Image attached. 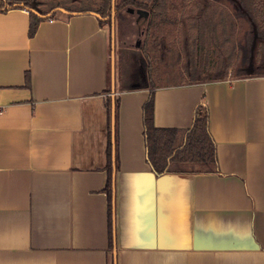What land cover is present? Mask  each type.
Masks as SVG:
<instances>
[{
  "label": "crops",
  "instance_id": "0c3cea01",
  "mask_svg": "<svg viewBox=\"0 0 264 264\" xmlns=\"http://www.w3.org/2000/svg\"><path fill=\"white\" fill-rule=\"evenodd\" d=\"M135 16L59 10L30 36L29 10L0 11V264H264V73L154 87L157 127L208 107L218 160L156 174L150 87L121 88L114 68Z\"/></svg>",
  "mask_w": 264,
  "mask_h": 264
},
{
  "label": "trees",
  "instance_id": "16d2710c",
  "mask_svg": "<svg viewBox=\"0 0 264 264\" xmlns=\"http://www.w3.org/2000/svg\"><path fill=\"white\" fill-rule=\"evenodd\" d=\"M94 5L87 4L79 9L80 12H97L101 23L111 24L115 15L122 17V12L127 8L147 11L146 32L141 53L149 58L150 62L156 65L160 61L165 62V71L172 77H179L173 83H187L195 81L225 79L228 71L236 77H241L245 72L246 66L250 64L244 44L240 42L236 34V19L227 7L220 6L216 0L210 3L214 9L209 15V26L212 24L213 15L217 24L226 18L227 26L219 34L222 38L216 46L213 55H207L206 60L199 55L192 59L186 68L180 66L182 53L178 47L181 37L180 19L183 14L177 16V10L197 8V3L186 6L191 0H92ZM233 1V0H232ZM251 11L254 16L264 22V0H249ZM230 2V0H229ZM41 0H0V11L11 8H25L30 12L29 35L32 36L37 30L39 22L48 18L59 11L60 4H54L48 9L40 7ZM36 9L43 15L32 11ZM70 10V8H66ZM199 15L187 17L193 19L192 27L199 18L203 17L208 11V6H200ZM194 13V11H193ZM236 22V23H235ZM195 42V41H194ZM241 43V44H240ZM195 45V44H194ZM197 51L202 47L196 45ZM163 56V57H162ZM164 56L166 60H164ZM218 71L220 75L213 78L199 77L201 71ZM244 71V72H243ZM159 69L151 70L147 74L150 85L138 83L140 87H150V93L143 104V125L144 138L146 145V158L156 174L169 172H216L218 170V160L216 154V144L209 129V110L205 104H199L195 111L192 125L186 129L162 128L154 123V83L155 78H159ZM26 85H29V72L25 75ZM136 86V81L131 84H121V88H132ZM109 201V220L112 226L114 185L112 173L109 174L106 186Z\"/></svg>",
  "mask_w": 264,
  "mask_h": 264
},
{
  "label": "rangeland",
  "instance_id": "374dc122",
  "mask_svg": "<svg viewBox=\"0 0 264 264\" xmlns=\"http://www.w3.org/2000/svg\"><path fill=\"white\" fill-rule=\"evenodd\" d=\"M212 0H191L187 3L186 6L190 4L197 3L199 7L192 8V10L184 9L177 10V16L183 14V18L180 19L181 24V37L178 41V47L182 53V58L180 60V66L187 69L192 59H194L197 54L203 60H206L207 55H213L216 50V46L220 39L222 38L219 34L227 26V20L223 22L219 21L215 23L216 16L213 15V20H211V26H209L207 18L209 15H212L210 3ZM220 6H225L227 9L233 13V17L236 19V34L240 39V42L244 44L247 57L250 60V64L246 66L245 72L243 74H257L264 73V22H261L260 19L253 14L254 11H251L249 0H216ZM205 3L208 6V11L201 19L197 20L192 27L191 21L194 18L188 20L187 17H192L199 15L200 6H205ZM54 4H60L59 7L70 8V10H79L85 5L90 4L94 5L92 0H41L39 4L41 8L48 9ZM67 10V9H66ZM253 10V9H252ZM194 11V13H193ZM137 19V20H136ZM146 20L145 16L134 17L132 20H128V27L122 29L123 31H118V28L115 29V36L117 38V47L114 55V68L116 69L117 64V79L119 85L121 84H131V81H136L142 84L150 85L149 79H147V74L149 71L158 67L159 69V78L154 79V83L158 85L171 84L178 81L179 77L175 78L168 74L165 71L166 65L165 62L160 61L159 65L155 62H150L149 58H146L143 53H141V48L145 39L146 32ZM196 20V19H195ZM117 27V26H116ZM195 41V42H194ZM240 43V44H241ZM195 44V45H194ZM196 45L201 46L202 48L197 51ZM163 57V56H162ZM164 60H166L164 56ZM218 71H201L199 77L213 78ZM244 72V71H243ZM236 77L231 73V69L228 71V74L225 78L233 79Z\"/></svg>",
  "mask_w": 264,
  "mask_h": 264
},
{
  "label": "water",
  "instance_id": "95a60500",
  "mask_svg": "<svg viewBox=\"0 0 264 264\" xmlns=\"http://www.w3.org/2000/svg\"><path fill=\"white\" fill-rule=\"evenodd\" d=\"M59 10L62 11V12H66V13H68V10H66V9L63 8V7H59ZM32 11L36 12V13L39 14V15H43V14H41L39 11H37V10L34 9V8H32ZM92 13H93L95 16H97L98 18L100 17L99 13L94 12V11H92Z\"/></svg>",
  "mask_w": 264,
  "mask_h": 264
}]
</instances>
